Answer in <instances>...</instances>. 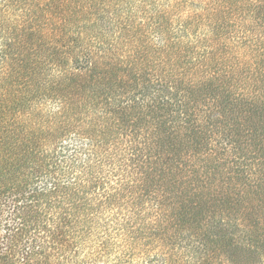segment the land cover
<instances>
[{"label":"trees","instance_id":"16d2710c","mask_svg":"<svg viewBox=\"0 0 264 264\" xmlns=\"http://www.w3.org/2000/svg\"><path fill=\"white\" fill-rule=\"evenodd\" d=\"M10 1L0 264H264V0Z\"/></svg>","mask_w":264,"mask_h":264},{"label":"rangeland","instance_id":"374dc122","mask_svg":"<svg viewBox=\"0 0 264 264\" xmlns=\"http://www.w3.org/2000/svg\"><path fill=\"white\" fill-rule=\"evenodd\" d=\"M4 0H0V49L4 48L9 51V44H13L17 42V40L21 39V36L14 35L12 28L14 27L17 21H20L17 16L20 14V11L17 10L15 5L11 3L10 6L7 7L5 5L1 8ZM8 46V48H7ZM106 62H113L115 60V56L113 55V51H108L103 58ZM10 220V216L6 210H0V246H3L7 240V231L8 227L4 225L6 221Z\"/></svg>","mask_w":264,"mask_h":264}]
</instances>
